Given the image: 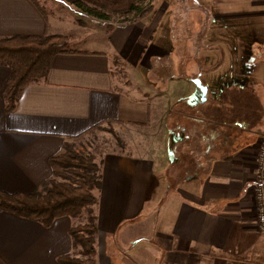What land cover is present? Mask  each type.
Here are the masks:
<instances>
[{"label":"crops","instance_id":"obj_1","mask_svg":"<svg viewBox=\"0 0 264 264\" xmlns=\"http://www.w3.org/2000/svg\"><path fill=\"white\" fill-rule=\"evenodd\" d=\"M189 1L192 10L181 14L189 28L182 31L180 66L206 88L202 103L212 116L193 113L196 79L176 102L186 114L172 111V105L160 118L158 97L150 101L140 90L132 97L118 87L112 74L117 60L132 69L129 59L137 51L138 59L145 51L166 55L150 45L160 13H152L151 22L115 26L108 36L103 27V39L95 43L80 41L91 47L100 43V48H71L68 42L79 52L54 56L46 78L27 85L10 113L4 112L2 99L10 69L0 67L3 193L40 186L52 173L49 157L96 125L129 131L165 119L164 131L143 135L154 139L145 153L137 141L132 155L111 152L100 158L101 186L93 208L96 264H264V235L256 228L252 192L255 155L264 137V0ZM50 13L51 19L31 0H0V38L57 34L65 17L56 9ZM173 115L226 129L222 143L228 157L206 158L211 150L202 146L189 151L191 132L170 130ZM176 132L188 140L184 145L179 146ZM163 137H171L170 147ZM164 163L165 184L149 197L145 214L150 175ZM84 221L59 217L44 227L0 210V264H59V257L77 253L68 231Z\"/></svg>","mask_w":264,"mask_h":264},{"label":"trees","instance_id":"obj_2","mask_svg":"<svg viewBox=\"0 0 264 264\" xmlns=\"http://www.w3.org/2000/svg\"><path fill=\"white\" fill-rule=\"evenodd\" d=\"M39 9L35 0H31ZM64 0L77 12L103 25L108 36L115 26L135 25L148 18L153 11V1L147 0ZM70 50L67 38L60 34L41 36H11L0 38V67L10 69L9 78L2 89L4 112L14 110L22 90L29 84L46 78L54 56L78 53ZM203 115H213V111ZM208 110V111H209ZM197 114L196 111L193 112ZM188 123V122H187ZM96 125L92 129L100 128ZM185 129L189 151L196 153L202 147L211 150L208 158H227L228 148L223 140L228 131L223 127L189 121L188 125L170 126V130ZM78 135L73 140L79 138ZM185 138L183 145L187 140ZM181 144V139H179ZM201 140V141H200ZM197 142H200V144ZM210 146H213L210 148ZM199 148V149H198ZM187 161L193 164L192 156ZM51 176L28 193L7 194L0 192V210L38 222L49 227L59 217L78 219L86 215L85 221L74 224L68 231L76 254L59 257V264H96L95 238L97 226L94 217L95 192L100 189V165L91 153L81 152L72 143H64L59 154L49 157Z\"/></svg>","mask_w":264,"mask_h":264},{"label":"rangeland","instance_id":"obj_3","mask_svg":"<svg viewBox=\"0 0 264 264\" xmlns=\"http://www.w3.org/2000/svg\"><path fill=\"white\" fill-rule=\"evenodd\" d=\"M35 1L40 7H42L46 17L49 19H51V10L56 9L58 13L64 15L65 21H60V26L56 31L58 32L57 34H67V36H63L67 38V42L70 43L71 48H79L81 46L94 49L100 48V43L95 44V47H91L89 44L83 45L80 43V41H83L84 39L93 40V43L103 39L101 35L103 26L100 27L99 25L101 24H99V22L86 18L80 12H77L72 6L66 4L64 0ZM142 2L145 3L147 0H143ZM167 5L168 8L166 7ZM191 7L192 4L189 0H153L152 13L155 14L154 17L157 13H160V17L158 16V20L155 21L154 31L150 38V45L157 47L165 52L166 55L152 54L149 56V53L145 51L142 57L138 59L135 55L136 53H139L137 51L135 54H132L129 59L135 63L132 69L119 60H117L112 67V74L117 80V85L122 92L133 97L137 96V90H140L141 92L146 93L145 97H151L150 101L154 100L152 99L154 96L158 97L156 107L158 112L160 111V114L158 115L159 118L162 115L164 116V109H169L172 105V111L180 112L179 114H186V111H181L180 103L176 102L177 99H179L178 96L186 90V87L191 86L189 80L197 79L196 75H189L187 73L188 71H186L187 69L183 72L180 66L183 45L182 41H185L182 38V31L189 28L187 26L189 21H181V14L183 12L185 13V10L187 9L191 11ZM152 13L150 17H152ZM172 16L174 19H172ZM150 17L146 18L144 21H150ZM146 48L149 51V45H147ZM170 77L177 80L170 83ZM178 78H181L182 80ZM191 89L195 92V111H199V113L202 114L210 112V107L203 105V103L200 102V93L198 89L194 85ZM210 92L212 91L210 90ZM186 93L187 91L184 94ZM159 118L156 121L147 124L146 127H131V130L129 131L121 130L119 128L116 129L110 124H104L100 128L93 129L90 133L72 140L70 143H73L74 147L81 152L93 154L99 165L100 158H102L105 153L125 152L132 155V153L135 152L133 147L137 141L142 142L140 145L144 146L142 149L145 153L146 147L149 146V142L154 140L147 136L144 137L149 133L148 130H151V133L157 136L160 132L166 129L165 119H162L161 121ZM170 118L172 125L182 124L187 126L189 123L185 122L179 116L173 115ZM149 125H151V127H149ZM133 130H135L136 133H133ZM176 134H178L181 139V144L184 143L185 138L181 132H176ZM162 140L163 145L167 144V146H169L168 143H170L171 137H163ZM172 142L173 141H171V144ZM164 148L166 149L167 147L164 146ZM166 164L167 163L161 165V170H153L150 175L151 185L145 203V214L149 213V204L151 205V203L147 204L149 197L157 189L159 192L163 181V185L165 184L167 177L165 172ZM155 183H159V185L154 186ZM95 194H98V192L96 191ZM82 217L86 218V215H82Z\"/></svg>","mask_w":264,"mask_h":264},{"label":"built area","instance_id":"obj_4","mask_svg":"<svg viewBox=\"0 0 264 264\" xmlns=\"http://www.w3.org/2000/svg\"><path fill=\"white\" fill-rule=\"evenodd\" d=\"M256 228L264 235V137L257 147L255 155L254 177L252 185Z\"/></svg>","mask_w":264,"mask_h":264},{"label":"water","instance_id":"obj_5","mask_svg":"<svg viewBox=\"0 0 264 264\" xmlns=\"http://www.w3.org/2000/svg\"><path fill=\"white\" fill-rule=\"evenodd\" d=\"M192 83L194 84V86L198 89L199 93H200V102H204L205 101V96H206V88L204 86H202V84L200 83L199 80H192Z\"/></svg>","mask_w":264,"mask_h":264}]
</instances>
